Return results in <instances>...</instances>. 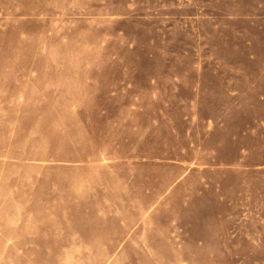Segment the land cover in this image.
I'll list each match as a JSON object with an SVG mask.
<instances>
[{
    "label": "rangeland",
    "instance_id": "1",
    "mask_svg": "<svg viewBox=\"0 0 264 264\" xmlns=\"http://www.w3.org/2000/svg\"><path fill=\"white\" fill-rule=\"evenodd\" d=\"M0 264H264V0H0Z\"/></svg>",
    "mask_w": 264,
    "mask_h": 264
}]
</instances>
